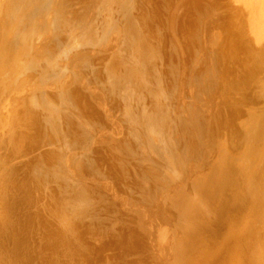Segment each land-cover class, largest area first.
<instances>
[{
  "label": "rangeland",
  "instance_id": "374dc122",
  "mask_svg": "<svg viewBox=\"0 0 264 264\" xmlns=\"http://www.w3.org/2000/svg\"><path fill=\"white\" fill-rule=\"evenodd\" d=\"M35 1L38 4L37 6H40L39 0ZM50 1L49 3H52L50 5H53L50 7H54L56 11L52 12L53 8H49V10L46 5H43L46 7L43 8L42 6V10L44 11H42L41 15L38 16L39 21L37 20L36 29L30 37L25 39L19 38V34L16 35L17 29L10 31L7 28H4L7 26L1 27L0 29V122L2 121L0 123V197L4 195V198H7L8 196V200H6L7 203L3 204L0 202V222L2 221L0 224V229L5 231V233H0V250L4 249L5 251L6 249V251H8H5L4 253L3 251H0V256L2 257H0V264H26L24 260H26L27 257L31 255L30 254L27 256V254L32 253L33 250L35 252L34 258L32 256L28 259L29 261L31 260V264H33L32 262H37L36 264H40L37 254L46 262V264L49 262L51 263L54 258L55 264L57 263V260L59 262L58 264H188L185 260V257H182L185 252H187L184 254L186 256L187 254H190V256H193V258L197 256L200 257V254H204L205 246L211 244L210 242L214 244L217 241L224 242L223 238L226 237L227 234H233L240 230V227L242 226L241 223H243V217L241 219L238 218V222L236 219L237 217L243 215L242 210L246 208H243L241 213L239 212L241 215L239 213H236L235 215L233 214L234 216L231 215L233 218L236 215L238 216L234 219H231V221L229 220L228 223L226 222L227 224L224 223V227H222L221 223H219L222 227L221 228L219 224L217 225V222L219 221L217 220V216H219V214H217L218 212L216 211L217 208L219 210L221 203L218 205L219 200H217V204L211 201H204V196L202 195L203 193L198 192L196 187L202 186L203 188L200 190L207 193V190L212 189L214 187L213 185L216 183V180H214L216 179L215 175L213 176V171H215L214 166H217L218 163L221 164V162L226 166L227 160H224V158H226L227 155L231 156L232 154L237 153L245 157H253L254 152L258 148V144L256 142L252 141L251 144H249L250 139H244L243 137L245 128L250 125L251 122L254 126L258 123L264 125V40H257V33L249 30L248 11L241 4L233 2L232 0H128V2L127 0H122V5L117 4L120 0H108L109 2L107 0ZM112 1H114L115 4L112 3ZM226 2L229 3V6H231L230 8L226 7ZM123 4L126 8L123 6ZM214 11H224L226 14L230 12L237 17L236 24L238 25L235 27V29L238 31L241 37L240 39L234 37L235 39L233 38L232 41L239 44V41L242 39V41L247 46V49L250 51L249 52L245 49H241V46L239 48H235L233 59L231 63H229L230 71L227 72L223 68L219 69L216 72V76L211 73L209 74L208 72L211 62L207 63L206 61L201 60V56L203 55H201V52L203 51L204 53V50L201 51L200 46V39L205 45H207L209 40H212L210 36L212 35L211 30H213V33L218 31L215 30L214 24H212ZM220 15L223 14H218L215 17ZM58 16L60 20L58 19ZM210 17H212V19ZM43 18L46 19L44 20ZM40 20H43L44 23L45 21L49 23L44 24L43 21L41 22ZM66 22L67 24L65 25L64 23ZM85 22L87 23L86 25ZM49 24H52V28H50ZM106 24L108 26H106ZM231 24H229L228 27H230ZM44 25L46 26L43 27ZM48 27L50 30H47L49 29ZM55 27H58L59 29H56ZM103 27L114 31L109 32V34V29H106L105 32ZM42 30L43 32H41ZM93 30L99 31L96 33L93 32ZM241 30L242 32H240ZM51 31L52 34L54 33L53 35L51 34ZM84 31H87L86 33L88 36L87 34H83L85 33ZM135 32H137V34ZM9 33H11L12 36H9ZM81 34H83L84 37ZM217 35H219L218 32ZM8 36L12 37V39ZM143 36L144 38H142ZM33 37H36V39L34 40ZM45 37L46 39L48 38V40L45 41ZM77 37L79 39H77ZM81 39H83V41ZM218 39L223 41L222 39H224V36H216L213 41H217ZM10 40L16 44V46L14 45L15 47H13L14 53L12 54L14 55V59L12 58L11 60H5V58L2 56V51L4 48L6 49V47H8L9 43L12 45ZM102 40L104 41L102 42ZM18 41L20 44H18ZM7 42L8 44H4ZM137 42L140 44L138 43L136 45ZM63 43H66V46ZM150 43L151 45L149 46ZM36 44H39V47ZM62 44L64 47H66L65 49L68 50L63 49ZM210 44L211 43H209V45ZM69 45H71V47L73 46L72 49L70 48V51ZM35 46L36 48L34 50ZM90 46L93 47L90 48ZM16 47L18 50L15 49ZM40 48L43 50H39ZM47 48L50 49L49 52H47ZM61 48L63 50H61ZM149 48L154 50L152 51ZM44 49L47 50L45 51ZM136 49H139L138 52L141 54L143 52V56L138 54ZM208 49H210V46L207 47V50ZM58 51L61 55L58 53L59 56L56 57L58 55ZM63 51L64 53L67 51V54L63 53L64 55H62L61 52ZM89 52H91V54H89ZM159 52L161 55L158 54ZM149 53L151 54L149 55ZM155 53H157V55ZM54 54L57 55L54 57ZM37 56L39 57L37 58ZM47 56L49 59L53 58V60H48ZM152 56L153 58H151ZM154 56L155 58L156 56H160L158 57L159 60L157 58L155 59ZM141 57L143 59H141ZM205 57L207 60V56ZM146 58L149 59L148 61L150 63L145 61ZM225 58V56H222L221 62H224ZM82 59L84 61L86 60V63H83ZM151 59L157 60L154 62L155 65L152 63L151 66V62L153 61ZM247 60H252L251 62L256 67L257 71V73H255L254 76L248 81L247 68L245 66V62H247ZM81 61L83 64L81 63L80 65ZM136 61H138V64L135 63ZM251 62L250 64H252ZM42 63L44 67L41 68ZM75 63L76 65H74ZM146 63L148 64L146 65ZM77 65L81 67L79 68ZM159 65L162 69L159 68ZM54 66H57V69L58 67L59 69L61 68V74L58 72L59 69L57 70ZM71 67L76 69H72ZM152 67L155 68V70H153ZM90 68L92 69L90 70ZM149 68H152V70ZM72 71L74 74L71 73ZM145 72L148 74V76ZM134 73H136L135 76L132 75ZM181 74H183L184 77H182ZM14 75L16 76L14 77ZM153 75H156V77ZM179 75H181V77ZM157 76L160 78L159 80ZM233 76L236 78H233ZM107 77L109 79H107ZM214 77H217L221 83L225 82L224 84L230 85L232 90H230V92L224 96H221L220 92L214 90L210 91L211 88H209L208 81L210 78L213 80ZM17 78L19 81H17ZM95 78L97 80H95ZM129 79L132 80L133 83L130 82ZM100 80L101 82L99 83ZM120 81H127L130 83H126L128 85L127 86L123 82L124 86H126L124 87L121 85ZM154 81L157 83V85ZM113 82L116 84L113 85L114 87L110 85L113 84ZM59 85L62 88H59ZM147 85L149 89L152 86L154 87L152 88L155 89L156 85L158 88H156L157 90L155 89L154 91H156L157 94L155 92H153L154 94H151L153 89L151 88L150 91L146 87ZM149 85L151 87H149ZM117 86L120 89H117ZM132 86H134V89H132ZM86 87L88 89H85ZM162 87L165 89L168 88L169 90L163 89L162 92H158ZM123 90L135 91H131V94H128V96L126 91L124 92ZM147 90H149V92ZM123 92L128 97L121 95ZM136 92L137 96H134L133 94ZM163 92L164 94H162ZM150 94L152 95V99ZM132 95L135 98L137 97L136 99H139L137 100V103L133 101L136 99L133 98ZM153 96L155 98L157 96V98L153 99ZM145 97L147 100L146 103ZM103 98L106 103L102 100ZM38 99V103H40L35 104ZM67 100H69V105ZM126 100H128L127 103H125ZM150 100L152 102H149ZM155 100L158 101L155 103L157 105L154 104ZM142 101H144L143 104H141ZM123 102L125 103L124 108ZM212 102H214V104ZM148 103L149 105L150 103L152 105L149 106ZM51 106H54L52 107L53 109ZM156 106L161 109H159L160 111H162V109L163 111L158 112ZM30 107L35 109V112L31 115L34 118L28 117L29 112H32ZM107 107L109 109H107ZM42 108L45 110L44 113L41 110ZM50 108L52 110H49ZM127 108H129V110H126ZM134 108L137 111H135ZM62 109H65V113H62V111H64ZM39 110L41 111L39 112ZM106 110H109L108 112L110 113H108ZM139 110L143 111L144 113L138 112ZM47 111L49 112V115H47L49 117L52 114L50 112L53 111L55 113L54 118H57H53L55 121H61L63 119L61 123L59 122L60 124H56V122H53L52 119V121L49 122L50 125H48L49 123L47 124L45 121L49 118H46L47 116H45V119H43L44 116H42L43 114L45 115ZM103 111L107 112L108 116H106L107 114ZM58 113L60 115H58ZM132 113L136 116H132ZM145 113L147 115L155 114V120L159 117L161 118H159L160 121H162L161 127L164 126L161 133L163 135L162 139H160L162 135L160 137L157 135L159 138L158 140L155 134H153L155 135L154 137L151 132H148L149 130L147 128H150V124L148 121V124H146L145 120H142L143 118L141 115ZM122 114L124 117H122ZM137 114L139 117H137ZM81 115L82 117H79ZM176 115L178 120L175 119ZM161 116H163V118ZM78 117L86 118V122L88 123L79 124ZM29 118L33 119L32 122L34 124L31 123L32 119L30 120ZM130 118L133 120H130ZM112 119L113 121L115 119L117 122L115 121L113 123ZM212 119L221 121L224 124L223 129L219 134L220 136H214V133L211 134L212 130L210 129V124H212ZM80 120L82 121L84 119ZM160 121L158 122L159 124L161 123ZM135 122H139V124L136 125ZM227 122H229L228 125ZM115 123H121V125H116ZM133 123H135L134 125L136 126H134ZM114 124L116 127H113ZM52 125L54 128H52ZM176 125L180 126L178 127ZM145 126H147V128ZM135 127L138 129H135ZM140 127L141 129H139ZM54 129L56 131H54ZM117 129L120 130V132H117ZM177 129L179 130L177 131ZM135 130L138 131L135 132ZM262 130L264 131V129ZM133 133H136L137 135L134 134V137ZM149 134L152 135V139L154 138V147L149 146L148 142H150L149 139H151ZM144 136L147 137V139ZM179 140L180 142H177ZM134 141L138 142L133 143ZM167 143H169L174 150H171V147L166 146L168 145ZM135 145L137 146L135 147ZM210 145L213 146L211 147ZM247 145H249V147ZM149 149L154 155L150 154ZM131 152L134 153L132 154ZM173 153L175 156L172 159L175 160V158H178L179 160H176L177 163L175 162L174 167L172 164L167 162V157L169 154L172 155ZM163 155L166 158H164ZM84 158H86V160ZM91 158H94L97 162H94V160L92 161ZM44 160L47 162L46 164L43 163ZM87 161L90 163H87ZM194 165H196V167H194ZM46 172L49 174V179L44 177ZM52 177L56 178H53L52 180ZM240 180L241 179H239V181ZM145 181L146 183H144ZM198 182L200 184L196 185ZM81 184L84 186V188L86 187L83 191L84 194H86L85 197L90 198V202L88 199L87 203H85L83 200H79L83 197H78L77 195L75 197L73 195L75 193L74 189L80 190ZM60 192H64V196H66L68 199L73 197L76 202L78 200L80 201H78L79 203L84 202L85 206L81 204V208H85L87 210L86 212H84L85 209L83 211L80 210V214H78L80 217L76 215L77 219H73L74 228H80V230L83 232L80 235L82 237V241L80 242L84 244L83 247L73 246V254L68 252L69 249L66 250L62 247L65 244L64 242L67 240L65 232L60 231V228L57 225L54 226L53 230L48 228L49 226H52V224H50L52 223V215L49 214L51 213L50 209L47 211L46 207L48 208V206L51 205H48L50 203L49 200L53 198L55 194ZM237 192L238 189L230 190V195H237ZM120 194H122V196ZM226 194L229 195L228 193ZM111 196L113 198H111ZM185 197L188 199L187 209L191 208V206L196 202L200 205L201 212L204 213L202 217H198L197 223H194L195 220L192 219V231L191 228L187 229L186 223H188V221H182L180 216H178L181 212L179 209L180 207H174L175 204L178 205L177 199L182 201ZM236 198L238 199L239 197ZM1 199L2 197L0 198V201ZM237 199L235 201L238 202ZM91 201H93V203ZM150 201L151 203H149ZM172 203H174V205ZM87 206H90V208ZM46 215L50 216L47 217ZM88 216L90 219H87ZM233 221L235 224L231 223ZM79 222L83 224L80 225ZM37 223L38 227L39 224L41 225L39 229L37 228ZM64 223H66V221H64ZM85 223H87V225L84 228ZM230 223L232 225H228ZM183 224L185 228L183 227ZM89 226L90 229H88ZM235 226H237V229ZM206 227L208 228L206 229ZM218 228H220L221 232L217 231ZM82 229H84V231ZM224 229L226 230L224 231ZM37 230L40 231L39 234L37 233ZM229 230H231L230 233ZM165 232L168 235L165 234ZM80 233L81 232H79V234ZM8 234L10 235V238L8 237ZM18 235L19 238H17ZM40 235L42 236L43 240ZM160 235L164 238H159ZM258 235L260 237V234H257V236ZM30 236L31 238L33 237V241L31 240ZM48 237L50 239L54 238V240L52 239V242L55 243V248H48L46 246L48 243L47 241L49 240ZM38 238L41 239V242ZM45 240L47 241L45 242ZM178 240L180 242H178ZM96 241L97 243H95ZM6 243H8V245ZM187 243L189 245L185 246ZM19 244L20 248L18 246ZM67 244L68 246L71 245L70 247L73 245L72 243H66L65 246H67ZM237 244L236 242H231L230 245L226 247V250L229 251L230 255L229 263L253 264L252 260L250 259V251L248 249H245V251L244 248L240 246L241 243L239 245ZM183 245L185 247H183ZM44 246L46 248H44ZM85 247H87V249ZM83 248L85 250H83ZM92 249L95 250L93 251ZM38 250L39 252H36ZM61 250L63 253L60 252ZM84 251L85 254L83 253ZM11 253H18V255L16 254L17 256L13 257ZM20 253L23 254L21 255ZM68 255L71 256L70 259H67L69 258ZM245 256L246 258L244 259ZM262 256H264V254ZM17 257L18 259H16ZM187 258L189 261L190 258L188 256ZM246 259H248V261ZM261 260L262 259H260V261ZM226 263L228 264V262H225V264ZM27 264H30V262H27ZM262 264H264L263 260Z\"/></svg>",
  "mask_w": 264,
  "mask_h": 264
},
{
  "label": "bare ground",
  "instance_id": "6f19581e",
  "mask_svg": "<svg viewBox=\"0 0 264 264\" xmlns=\"http://www.w3.org/2000/svg\"><path fill=\"white\" fill-rule=\"evenodd\" d=\"M49 1L50 0H39V5L40 6H37L38 4L36 3V1L35 0H0V29H1V27H4V26H7V27H4V28H7L8 30H10V31H14V30H16L17 29V32H16V35H18L19 34V38H23V39H25V38H27V37H30L32 34H33V32L35 31V29H36V26H37V20L39 21V15H41V13H42V11H44V10H42V6L43 5H46L47 7H48V9L49 8H51L50 6H53V5H50V4H52V3H49ZM97 1V0H96ZM108 1V0H107ZM110 1V0H109ZM108 1V2H109ZM116 1V0H115ZM119 1V0H118ZM121 1L122 0H120L119 1V3H117V4H121ZM184 1V0H183ZM187 1V0H186ZM231 1V0H230ZM233 2H236V3H239V4H241L247 11H248V24H249V30H251V31H254L255 33H257L256 34V38H257V40H264V0H232ZM50 2H52V1H50ZM60 2V1H59ZM106 2V1H105ZM125 2V1H124ZM127 2H128V0H127ZM225 2V1H224ZM112 3H114V1H112ZM130 3V2H129ZM187 3V2H186ZM185 3V4H186ZM108 4H110V3H108ZM115 4V3H114ZM149 4V3H148ZM214 4H216V3H214ZM55 5V4H54ZM122 5V4H121ZM120 5V6H121ZM46 6H43V8L44 7H46ZM55 6H57V5H55ZM102 6V5H101ZM123 6H124V4H123ZM184 6V5H183ZM60 7V6H59ZM68 7V6H67ZM91 7V6H90ZM125 7V6H124ZM123 7V8H124ZM226 7L227 8H230L231 6H229V3L228 2H226ZM53 9H54V7H52ZM51 8V9H52ZM57 8V7H56ZM126 8V7H125ZM52 9V12L53 11H56V9H54L53 10ZM58 9V8H57ZM86 9V8H85ZM50 10V9H49ZM83 10V9H82ZM94 11V10H93ZM127 11V10H126ZM1 13H2V17H1ZM214 14H213V21H212V24H214V28H215V30H218V31H216V32H214L213 33V30H211V33H212V35H210L211 36V41L209 40V43H211L210 45H209V43L207 44L208 46H210V49H208L207 50V45H205L204 44V42H202L201 41V39H200V46H201V51L202 50H204V53H203V51L201 52V57H202V61H206L207 63H209V62H211L210 63V67H209V70H208V72H209V74L211 73V74H213V75H215L216 76V72L219 70V69H224L225 71H230V68H229V63H231V61H232V59H233V54H234V51H235V48H239L240 46H241V49H245V50H247V51H249L248 49H247V46L245 45V43L242 41V39L239 41V44H237V43H235V42H233L232 41V39L234 38V37H237V38H239L240 39V34L238 33V31L235 29V27L238 25V24H236V21H237V17L234 15V14H231L230 12H228L229 13V15H228V13L226 14V13H224V11H214L213 12ZM218 14H223V15H220V16H218V17H215V16H217ZM177 15V14H176ZM237 15V14H236ZM90 16V15H89ZM238 16V15H237ZM38 17V18H37ZM57 17V16H56ZM96 17V16H95ZM200 17V16H199ZM46 18H48V17H46ZM45 18V19H46ZM97 18V17H96ZM211 19H212V17H210ZM41 19V18H40ZM44 19V18H43ZM44 19V20H45ZM58 19H59V16H58ZM111 19H113V18H111ZM60 20V19H59ZM88 20V19H87ZM247 20V19H246ZM41 21V20H40ZM43 21V20H42ZM41 21V22H42ZM63 21V20H62ZM73 21V20H72ZM94 22H96L95 20H93ZM86 22H88V21H86ZM85 22V25L87 24ZM205 22V21H204ZM241 22V21H240ZM43 23H44V21H43ZM45 23H47L46 21H45ZM44 23V24H45ZM49 23V22H48ZM47 23V24H48ZM59 23H60V21H59ZM63 23V22H62ZM69 23V22H68ZM99 23V22H98ZM232 23V24H231ZM243 23V22H242ZM245 23H246V21H245ZM46 24V25H47ZM55 24V23H54ZM65 25L67 24V22L66 23H64ZM82 24V23H81ZM108 24V23H107ZM106 24V26H108ZM110 24V23H109ZM173 24V23H172ZM229 24H231V26L230 27H228V25ZM46 25H44L43 27H45ZM64 25V26H65ZM73 25V24H72ZM71 25V26H72ZM49 26H50V28H52V24H49ZM56 26V25H55ZM63 26V27H64ZM99 26V25H98ZM97 26V27H98ZM101 26V25H100ZM105 26V27H106ZM113 26V25H112ZM112 26H111V28H112ZM114 27V26H113ZM140 27V26H139ZM40 28V27H39ZM49 28V27H48ZM50 28L49 29H47V30H50ZM56 28V27H55ZM55 28H54V30H55ZM58 28V27H57ZM56 28V29H57ZM59 28H60V26H59ZM58 28V29H59ZM65 28V27H64ZM73 28V27H72ZM109 28H110V25H109ZM108 28V29H109ZM134 28V27H133ZM41 29H43V28H41ZM95 29H97V28H95ZM103 29L105 30V32H106V29L107 28H104L103 27ZM107 29V30H108ZM113 29V28H112ZM7 30V31H8ZM46 30V31H47ZM53 30V31H54ZM73 30V29H72ZM173 30V29H172ZM9 31V32H10ZM99 31V30H98ZM98 31H94L93 30V32H98ZM111 31H114V30H110L109 29V31H108V33L109 32H111ZM136 31V30H135ZM142 31V30H141ZM14 32V33H15ZM41 32H43V30L41 31ZM55 32V31H54ZM76 32V31H75ZM74 32V33H75ZM85 33H83V34H87L86 32L87 31H84ZM91 32V31H90ZM104 32V31H103ZM133 32V31H132ZM145 32V31H144ZM143 32V33H144ZM217 32L219 33V35H217ZM221 32V33H220ZM240 32H242V30L240 31ZM14 33H13V35H14ZM81 33V32H80ZM136 34H137V32H135ZM139 33V32H138ZM46 34V33H45ZM50 34V33H49ZM51 34H52V31H51ZM54 34V33H53ZM52 34V35H53ZM83 34H81L82 36H83ZM110 34V33H109ZM147 34V33H146ZM11 35V33H9V36ZM44 35V34H43ZM47 35V34H46ZM74 35V34H73ZM97 35V34H96ZM95 35V36H96ZM105 35V34H104ZM203 35H204V33H203ZM203 35H202V37H203ZM224 36V39H222L223 41H221V40H217V41H213L215 38H216V36ZM241 35H242V33H241ZM8 36V37H9ZM12 36V35H11ZM58 36V35H57ZM87 36H88V34H87ZM86 36V37H87ZM102 36H103V34H102ZM107 36V35H106ZM109 36V35H108ZM132 36V35H131ZM135 36V35H134ZM49 37H50V35H49ZM52 37V36H51ZM84 37V36H83ZM105 37V36H104ZM103 37V38H104ZM9 38H11L12 39V37H9ZM8 38V39H9ZM34 38V37H33ZM81 38V37H80ZM90 38V37H89ZM99 38V37H98ZM97 38V39H98ZM101 38V37H100ZM107 38V37H106ZM132 38V37H131ZM134 38V37H133ZM142 38H144V36L142 37ZM209 38V37H208ZM36 39V37L34 38V40ZM41 39V38H40ZM53 39H54V36H53ZM52 39V40H53ZM56 39V38H55ZM77 39H79L78 37H77ZM76 39V40H77ZM105 39V38H104ZM139 39V38H138ZM141 39V38H140ZM235 39V38H234ZM14 40V39H13ZM33 40V41H34ZM46 40H48V38L46 39V37H45V41ZM51 40V41H52ZM58 40V39H57ZM56 40V41H57ZM82 41H83V39H81ZM80 40V41H81ZM99 40V39H98ZM146 40H147V38H146ZM256 40V39H255ZM29 41V40H28ZM43 41V40H42ZM41 41V42H42ZM79 41V40H78ZM104 40H102V42H103ZM130 41V40H129ZM132 41V40H131ZM136 41V40H135ZM138 41V40H137ZM10 42H11V44L12 45H10V43H9V45H8V47H6V49L4 48V50L2 51L3 52V54H2V56L5 58V60H11L12 58L14 59V55H12L14 52H13V47H15L16 46V44L13 42V41H11L10 40ZM19 42V41H18ZM48 42H50V41H48ZM88 42V41H87ZM86 42V43H87ZM97 42H99V41H97ZM106 42V41H105ZM141 42V41H140ZM149 42V41H148ZM28 43V42H27ZM52 43V42H51ZM74 43V42H73ZM72 43V44H73ZM81 43H84V42H81ZM90 43V42H89ZM100 43H101V41H100ZM139 42H137L136 43V45L138 44ZM4 44H8V42L7 43H4ZM18 44H20V42L18 43ZM49 44V43H48ZM55 44H57V43H55ZM58 44H60V43H58ZM63 44H65V46H66V43H63ZM63 44H62V46H63ZM76 44V43H75ZM78 44V43H77ZM80 44V43H79ZM99 44V43H98ZM98 44H97V47H98ZM131 44H132V42H131ZM130 44V45H131ZM140 44V43H139ZM145 44H146V42H145ZM15 45V46H14ZM27 45H29V44H27ZM36 45H38V47H39V44H36ZM49 45H51V44H49ZM85 45H87V44H85ZM102 45V44H101ZM134 45V44H133ZM132 45V46H133ZM135 45V46H136ZM151 45V43L149 44V46ZM264 45V44H263ZM19 46H21V45H19ZM32 46V45H31ZM34 46V45H33ZM48 46V45H47ZM62 46H60V47H62ZM1 47V46H0ZM17 47H18V45H17ZM17 47L15 48L16 50H18L17 49ZM38 47H37V49H38ZM42 47H43V44H42ZM57 47V46H56ZM59 47V48H60ZM73 47V46H72ZM72 47H71V45H69V51H70V48L72 49ZM76 47V46H75ZM88 47H89V45H88ZM91 47H93V46H90V48ZM143 47V46H142ZM147 47V46H146ZM152 47V46H151ZM27 48H29V47H27ZM33 48V47H32ZM35 48H36V46L34 47V50H35ZM66 47H64L63 46V49H65ZM131 48V47H130ZM139 48V47H138ZM145 48V47H144ZM42 48H40L39 50H41ZM48 49V48H47ZM46 49V50H47ZM62 48H61V50H63ZM149 49H151V48H149ZM43 50V49H42ZM41 50V51H42ZM45 50V49H44ZM45 50V51H46ZM49 50L50 49H48L47 50V52H49ZM57 50H59V49H57ZM65 50H68V49H65ZM79 50V49H78ZM92 50V49H91ZM139 50V49H138ZM138 50L136 49V51L138 52ZM141 50V49H140ZM148 50V49H147ZM152 51L154 50V49H151ZM236 50H238V49H236ZM38 51V50H37ZM44 51V52H45ZM53 51V50H52ZM52 51H50V52H52ZM60 51V50H59ZM59 51L57 52V54L59 53ZM72 51V50H71ZM75 51H77V50H75ZM135 51V50H134ZM159 51V50H158ZM67 51H65V53H64V51L63 52H61L62 53V55H64V54H67L66 53ZM87 52V51H86ZM133 52V51H132ZM137 52H136V54H137ZM141 52V51H140ZM149 52V51H148ZM156 52V51H155ZM250 52V51H249ZM64 53V54H63ZM133 53H135V52H133ZM10 54H11V56H10ZM48 54H50V53H48ZM47 54V55H48ZM56 54V55H57ZM60 54V53H59ZM59 54L56 56L55 54H54V57L56 56V57H58L59 56ZM83 54V53H82ZM89 54H91V52H89ZM138 54H141V53H139L138 52ZM142 54H143V52H142ZM141 54V55H142ZM151 53H149V55H150ZM156 55H157V53H155ZM154 54V55H155ZM158 54H160V52L158 53ZM40 55V54H39ZM53 55V54H52ZM61 55V54H60ZM131 55V54H130ZM161 55V54H160ZM16 56V55H15ZM49 56V55H48ZM47 56V57H48ZM74 56V55H73ZM143 56V55H142ZM205 56H207V60H206V57ZM222 56H225L226 58H225V61L224 62H221V58H222ZM34 57V56H33ZM39 56H37V58H38ZM42 57V56H41ZM50 57V56H49ZM49 57H48V60H50V59H52L53 60V58H50L49 59ZM53 57V56H52ZM81 57V56H80ZM87 57V56H86ZM136 57V56H135ZM140 57V56H139ZM147 57V56H146ZM158 57H160V56H156V58L158 59ZM246 57V56H245ZM249 57V56H248ZM252 57V56H251ZM9 58V59H8ZM66 58V57H65ZM68 58V57H67ZM75 58V57H74ZM79 58V57H78ZM77 58V59H78ZM83 58V57H82ZM133 58H134V56H133ZM151 58H153V56L151 57ZM154 58H155V56H154ZM155 58V59H156ZM162 58V57H161ZM47 59V58H46ZM58 59H60V58H58ZM63 59V58H62ZM73 59V58H72ZM130 59V58H129ZM141 59H143L142 57H141ZM147 59V58H146ZM145 59V61H148L149 59H147L146 60ZM209 59H210V61H209ZM16 60V59H15ZM23 60V59H22ZM28 60V59H27ZM33 60V59H32ZM51 60V61H52ZM55 60V59H54ZM66 60V59H65ZM76 60V59H75ZM134 60V59H133ZM151 60H153L152 62H151V66H152V63H154L155 61H157V60H154V59H151ZM150 60V61H151ZM159 60V59H158ZM72 61H74V60H72ZM82 61H83V63L85 62L86 63V60L84 61L83 59H82ZM82 61L80 62V65H81V63H82ZM183 61V60H182ZM252 60H247V62H245V66H246V68H247V75H248V78H247V81L248 80H250L253 76H254V74L255 73H257V71H256V67L253 65V63L251 62ZM50 62V61H49ZM53 62V61H52ZM54 62H56V61H54ZM79 62V61H78ZM130 62H131V60H130ZM138 61H136L135 63L136 64H138L137 63ZM140 62V61H139ZM144 62V61H143ZM142 62V63H143ZM149 62V61H148ZM250 62L252 63V64H250ZM256 62V61H255ZM5 63V62H4ZM57 63H58V61H57ZM82 63V64H83ZM119 63V62H118ZM123 63V62H122ZM125 63V62H124ZM145 63V62H144ZM150 63V62H149ZM182 63H184V62H182ZM6 64V63H5ZM9 64V63H8ZM31 64V63H30ZM54 64V63H53ZM53 64H51V65H53ZM89 64V63H88ZM101 64V63H100ZM127 64H128V62H127ZM141 64V63H140ZM148 63H146V65H147ZM2 65V64H1ZM40 65V64H39ZM56 65V64H55ZM66 65V64H65ZM74 65H76V63L74 64ZM84 65H86V64H84ZM143 65V64H142ZM154 65H155V63H154ZM157 65V64H156ZM161 65V64H160ZM159 65V66H160ZM6 66H8V65H6ZM78 66V65H77ZM145 66V65H144ZM143 66V67H144ZM150 66V65H149ZM167 66V65H166ZM42 67H44L43 66V63H42V66H41V68ZM55 67V66H54ZM57 67V66H56ZM55 67V68H56ZM67 67H68V65H67ZM79 68L81 67V66H78ZM84 67V66H83ZM89 67V66H88ZM94 67H96V66H94ZM136 67H137V65H136ZM142 67V68H143ZM66 68V67H65ZM72 69H76V68H73V67H71ZM71 68H70V70H71ZM153 68V67H152ZM152 68L150 69V70H152ZM159 68H161V66L159 67ZM57 69V68H56ZM55 69V70H56ZM58 69H59V67H58ZM57 69V70H58ZM64 69V68H63ZM67 69V68H66ZM83 69V68H82ZM81 69V70H82ZM87 69V68H86ZM92 68H90V70H91ZM93 69H95V68H93ZM140 69H141V67H140ZM162 69V68H161ZM259 69H261V68H259ZM56 70V71H57ZM60 70H61V68L59 69V74H61V72H60ZM80 70V71H81ZM144 70V69H143ZM148 70V69H147ZM146 70V71H147ZM153 70H155V68H153ZM19 71V70H18ZM50 71V70H49ZM48 71V72H49ZM68 71V70H67ZM79 71V70H78ZM180 71V70H179ZM54 72V71H53ZM161 72V71H160ZM182 72V71H181ZM239 72H241V71H239ZM2 73V72H1ZM72 74H74V72L72 71L71 72ZM82 73V72H81ZM146 73V72H145ZM149 73V72H148ZM14 74V73H13ZM78 74V73H77ZM150 74H153V73H150ZM162 74V73H161ZM9 75V74H8ZM58 75V74H57ZM63 75V74H62ZM133 76H135L136 75V73H134V74H132ZM146 75L148 76V74L146 73ZM158 75H159V73H158ZM182 75V77H184L183 76V74H181ZM181 75H179L180 77H181ZM219 75V74H218ZM2 76V75H1ZM16 75H14V77H15ZM53 76H54V74H53ZM55 76H56V74H55ZM58 76H60V75H58ZM73 76H75V75H73ZM146 76V77H147ZM153 76H155L156 77V75H153ZM163 76V75H162ZM220 76V75H219ZM75 77H78V76H75ZM74 77V78H75ZM105 77V76H104ZM115 77V76H114ZM151 77V76H150ZM154 77V78H155ZM159 77H160V75H159ZM158 76H157V78H158V80L160 79ZM164 77V76H163ZM178 77V76H177ZM237 77H238V75H237ZM242 77V76H241ZM240 77V78H241ZM19 78V77H18ZM18 78H17V81H19L18 80ZM103 78V77H102ZM110 78H112V77H110ZM152 78V77H151ZM150 78V79H151ZM157 78H156V80H157ZM165 78V77H164ZM174 78V77H173ZM205 78V77H204ZM233 78H236V77H234L233 76ZM0 79H1V77H0ZM63 79V78H62ZM107 79H109L108 77H107ZM106 79V80H107ZM178 79H180V78H178ZM50 80V79H49ZM77 80H78V78H77ZM82 80V79H81ZM95 80H97L96 78H95ZM130 80V79H129ZM133 80H134V78H133ZM152 80V79H151ZM150 80V81H151ZM165 80V79H164ZM164 80H163V82H164ZM169 80V79H168ZM224 80V79H223ZM11 81H12V79H11ZM57 81V80H56ZM79 81V80H78ZM94 81V80H93ZM113 81V80H112ZM128 81V80H127ZM127 81H123L125 84L126 83H130V82H132V80H130V82H127ZM149 81V80H148ZM153 81V80H152ZM181 81V80H180ZM180 81H179V83H180ZM246 81V82H247ZM13 82H14V80H13ZM58 82H59V80H58ZM75 82V81H74ZM101 82V80L99 81V83ZM109 82V81H108ZM121 82V81H120ZM123 82H121V85H123L124 86V83ZM155 82V81H154ZM60 83V82H59ZM76 83V82H75ZM89 83V82H88ZM95 83V82H94ZM123 83V84H122ZM133 83V82H132ZM156 83V82H155ZM161 83H162V81H161ZM161 83H159V84H161ZM225 83V82H224ZM224 83H221V81L220 80H218V78L217 77H214L213 78V80H212V78H210L209 79V81H208V84H209V88H211V90L210 91H212V90H214V91H217V92H220V94H221V96L223 95H226L228 92H230V90H232V87L230 86V85H228V84H224ZM109 84V83H108ZM115 83L113 82V84H110L111 86H113ZM118 84H120V83H118ZM203 84V83H202ZM245 84V83H244ZM86 85V84H85ZM95 85V84H94ZM96 85H98V84H96ZM100 85H102V84H100ZM110 85H107V86H110ZM116 85V84H115ZM127 85V84H126ZM152 85V84H151ZM156 85H157V83H156ZM155 85V87L156 88H158L157 86ZM186 85H188V84H186ZM194 85V84H193ZM201 85V84H200ZM199 85V86H200ZM60 86V85H59ZM82 86V85H81ZM89 86V85H88ZM119 86V85H118ZM117 86V89L120 87H118ZM128 86V85H127ZM153 86H154V84H153ZM152 86V87H153ZM85 87V86H84ZM105 87V86H104ZM114 87V86H113ZM124 87H126V86H124ZM147 88H148V85L146 86ZM149 87H151L150 85H149ZM151 87V88H152ZM172 87V86H171ZM171 87H170V90H171ZM183 87V86H182ZM59 88H62L61 86L59 87ZM67 88V87H66ZM83 88V87H82ZM116 88V87H115ZM123 88V87H122ZM145 88V87H144ZM151 88L149 89L150 91H151ZM154 88V87H153ZM152 88V89H153ZM155 88V89H156ZM194 88V87H193ZM197 88V87H196ZM85 89H88L87 87L85 88ZM120 89V88H119ZM127 89H130V88H127ZM132 89H134V86H132ZM155 89H153L152 90V92H151V94H154L153 92H155L156 94H157V92L156 91H154ZM161 90L160 91H158V92H162L163 91V89L164 90H167V89H165V88H160ZM78 90V89H77ZM144 90V89H143ZM146 90V89H145ZM149 90H147L148 92H149ZM157 90V89H156ZM169 90V89H168ZM244 90V89H243ZM87 91H89V90H87ZM86 91V92H87ZM124 92L126 91V94L128 95V94H131V91H135V90H123ZM181 91H183V90H181ZM79 92V91H78ZM121 93V95H125V93ZM147 92V93H148ZM234 92V91H233ZM249 92V91H248ZM76 93V92H75ZM167 93V92H166ZM59 94V93H58ZM150 94V95H151ZM162 94H164V92L162 93ZM263 94H264V84H263ZM60 95V94H59ZM58 95V96H59ZM69 95V94H68ZM127 95H125V96H127ZM134 96L136 95L137 96V92L135 93V94H133ZM133 95H132V97H133ZM166 95V94H165ZM164 95V96H165ZM202 95V94H201ZM67 96V95H66ZM129 96V95H128ZM127 96V97H128ZM131 96V95H130ZM140 96V95H139ZM138 96V97H139ZM163 96V95H162ZM78 97V96H77ZM84 97V96H83ZM90 97V96H89ZM100 97V96H99ZM126 97V98H127ZM142 97V96H141ZM140 97V98H141ZM154 97V96H153ZM159 97V96H158ZM67 98V97H66ZM133 98H135V97H133ZM137 98V97H136ZM135 98V99H136ZM147 98H148V96H147ZM156 98H157V96H156ZM155 97L153 98V99H156ZM193 98V97H192ZM199 98H201V97H199ZM217 98V97H216ZM246 98V97H245ZM101 99V98H100ZM129 99V98H128ZM151 99H152V95H151ZM197 99V98H196ZM261 99V98H260ZM36 100V99H35ZM103 101H104V98L102 99ZM129 100H131V99H129ZM137 100H139V99H136V100H133V101H135V103H137ZM142 100V99H141ZM144 100V99H143ZM219 100V99H218ZM38 101H39V99L37 100V102L35 103V104H37L38 103ZM69 100H67V102H68ZM72 101V100H71ZM80 101V100H79ZM101 101V100H100ZM102 101V102H103ZM146 97H145V103H146ZM157 100H155V102H154V104L155 103H157L156 102ZM178 101V100H177ZM105 102V101H104ZM128 102V100H126L125 101V103H127ZM131 102V101H130ZM143 102L144 101H142L141 102V104H143ZM149 102H152L151 100L149 101ZM164 102V101H163ZM207 102V101H206ZM40 103V102H39ZM38 103V104H39ZM71 103H73V102H71ZM96 103V102H95ZM97 103H98V101H97ZM106 103V102H105ZM108 103V102H107ZM125 103L123 102V108H124V106H125ZM133 103V102H132ZM213 104H214V102H212ZM216 103V102H215ZM70 103L68 102V105H69ZM103 104V103H102ZM130 104V103H129ZM163 104V103H162ZM162 104H160V105H162ZM191 104V103H190ZM92 105V104H91ZM97 105V104H96ZM113 105V104H112ZM133 105V104H132ZM135 105H138V104H135ZM148 105H149V103H148ZM152 104L150 103V105L149 106H151ZM155 105H157V104H155ZM26 106V105H25ZM56 106V105H55ZM101 106H103V105H101ZM105 106V105H104ZM131 106V105H130ZM148 106V107H149ZM164 106V105H163ZM213 106V105H212ZM41 107H42V105H41ZM45 107H47V106H45ZM52 107H54V106H51V108ZM100 107V106H99ZM122 107V106H121ZM129 107V106H128ZM137 107V106H136ZM157 107V106H156ZM158 107H159V105H158ZM157 107V109H158V112H162L163 111V109H162V111H160L161 109L160 108H158ZM191 107V106H190ZM4 108V107H3ZM2 108V109H3ZM31 108V107H30ZM44 108V107H43ZM41 109L42 111H43V113L45 112V110L44 109ZM49 109V110H52V109ZM57 108V107H56ZM66 108V107H65ZM79 108H81V107H79ZM106 108V107H105ZM110 108H111V106H110ZM147 108V107H146ZM150 108V107H149ZM148 108V109H149ZM215 108V107H214ZM1 109V110H2ZM32 109V112H29V116L28 117H32V118H34L33 116H31L34 112H35V109L34 108H31ZM81 109H83V108H81ZM80 109V110H81ZM102 109V108H101ZM107 109H109L108 107H107ZM156 109V110H157ZM160 109V110H159ZM166 109V108H165ZM164 109V110H165ZM196 109V108H195ZM24 110V109H23ZM41 110H39V112L41 111ZM56 110V109H55ZM60 110H61V108H60ZM62 110H64V111H62V113H65V109H62ZM89 110V109H88ZM87 110V111H88ZM98 110V109H97ZM126 110H129V108H127ZM126 110H124V111H126ZM134 110H135V108H134ZM141 110V109H140ZM138 111V112H140V113H142L143 111ZM144 110V109H143ZM153 110H154V108H153ZM193 110V109H192ZM203 110V109H202ZM211 110L213 111V109L211 108ZM57 111V110H56ZM100 111H102V110H100ZM107 112L109 111V110H106ZM111 111V110H110ZM135 111H137V110H135ZM145 111H146V109H145ZM152 111V110H151ZM166 111H167V109H166ZM37 112V111H36ZM58 112V111H57ZM73 112V111H72ZM93 112V111H92ZM104 113H106L107 114V112H105V111H103ZM150 112V111H149ZM42 113V112H41ZM49 112L47 111L46 113H45V115L43 114L42 116H44V118L43 119H45V116H47V115H49L48 114ZM50 113H52L51 114V116L49 117V116H47L46 118H49V119H47L45 122L48 124L50 121H52V119L54 118V112L52 111V112H50ZM80 113V112H79ZM82 113V112H81ZM87 113V112H86ZM103 113V114H104ZM108 113H110V112H108ZM144 113V112H143ZM155 113V112H154ZM157 113V112H156ZM167 113V112H166ZM193 113V112H192ZM198 113V112H197ZM72 114V113H71ZM71 114H69V115H71ZM91 114V113H90ZM116 114H118V113H116ZM124 114V113H123ZM123 114H122V117H124L123 116ZM133 114V113H132ZM175 114V113H174ZM173 114V115H174ZM202 114V113H201ZM36 115V114H35ZM40 115V114H39ZM58 115H60L59 113H58ZM63 115V114H62ZM82 115H83V113H82ZM82 115L81 116H79V117H82ZM105 115V114H104ZM125 115H126V113H125ZM129 115V114H128ZM142 115V120H145V122H146V124H150L149 126H150V128L148 127L147 128V126H145L149 131L148 132H151L152 133V135L153 134H155L156 135V137H157V135L160 137L162 134V128H164V126L163 127H161V124H162V121H160V117L159 116H157V117H159L158 119H156L155 120V118L156 117H154V115L155 114H141ZM200 115V114H199ZM65 116V115H64ZM73 116H75V115H73ZM78 116V115H77ZM85 116V115H84ZM100 116V115H99ZM106 116H108V114L106 115ZM105 116V117H106ZM116 116V115H115ZM114 116V117H115ZM132 116H136V115H132ZM131 116V117H132ZM169 116V115H168ZM195 116V115H194ZM78 117V120H79V124L81 123V124H85V123H88V122H86V118H79ZM137 117H139V115L137 114ZM162 118H163V116H161ZM174 117V116H173ZM182 117V116H181ZM191 117H193V116H191ZM197 117V116H196ZM32 118H29L30 120L32 119ZM61 118V117H60ZM72 118V117H71ZM170 118V117H169ZM54 119H57V118H54ZM53 119V122H56V124L57 123H61V121L63 120H61V121H58V120H54ZM69 119H70V116H69ZM68 119V120H69ZM80 119H84L85 120V122H84V120H82L83 121V123H82V121L80 120ZM106 119V118H105ZM133 119H134V117H133ZM133 119H131L130 118V120H133ZM175 119L176 120H178L177 119V115H176V117H175ZM262 119V118H261ZM42 120V119H41ZM67 120V119H66ZM65 120V121H66ZM174 120V119H173ZM209 120V119H208ZM233 120V119H232ZM33 121V119L31 120V123H33L32 122ZM36 121V120H35ZM43 121V122H44ZM58 121V122H57ZM81 121V122H80ZM89 121V120H88ZM97 121V120H96ZM112 121H113V119H112ZM116 120L114 119V121H113V123L115 122ZM147 121H148V123H147ZM161 122L160 124L158 123V122ZM211 121V120H210ZM2 122V121H1ZM0 122V123H1ZM37 122V121H36ZM105 122V121H104ZM117 122V121H116ZM141 122V121H140ZM164 122V121H163ZM181 122V121H180ZM42 123V122H41ZM59 123V124H60ZM67 123V122H66ZM92 123V122H91ZM106 123H107V121H106ZM136 123V125L137 124H139V122L137 123V122H135ZM135 123H133V125L135 124ZM169 123V122H168ZM172 123V122H171ZM183 123V122H182ZM4 124V123H3ZM34 124V123H33ZM37 124V123H36ZM35 124V125H36ZM39 124V123H38ZM64 124V123H63ZM104 124V123H103ZM116 124V123H115ZM114 124V125H115ZM117 124H119V123H117ZM116 124V125H117ZM173 124V123H172ZM171 124V125H172ZM192 124V123H191ZM203 124V123H202ZM229 124V122H227V125ZM44 125V124H43ZM48 125H50V123L48 124ZM54 125V124H53ZM53 125H52V128H54L53 127ZM78 125V124H77ZM113 125V127H116V125L114 126ZM119 125H121V123L119 124ZM119 125H118V127H119ZM132 125V124H131ZM136 125H134V126H136ZM142 125V124H141ZM169 125V124H168ZM208 125V124H207ZM223 123L221 122V121H216L215 119H212V124H210V129L212 130V132H211V134L212 133H214V136H220L219 134L221 133V130L223 129ZM40 126V125H39ZM139 126V125H138ZM176 126H178V125H176ZM180 126V125H179ZM178 126V127H179ZM56 127V126H55ZM58 127H59V125H58ZM117 127V128H118ZM142 127H144V126H142ZM161 127V128H160ZM51 128V129H52ZM60 128H61V126H60ZM103 128H104V126H103ZM128 128H129V126H128ZM137 127H135V129H136ZM198 128V127H197ZM39 129V128H38ZM131 129V128H130ZM138 129V128H137ZM139 129H141V127L139 128ZM167 129V128H166ZM262 129H264V125L263 124H256L255 126L253 125V123L251 122L250 123V125H248L246 128H245V130H244V133H243V137H244V139H250V142H249V144H251V142L253 141V142H256L257 144H258V148H257V150L254 152V154H253V157H245V156H243V155H241V154H232L231 156L230 155H227V157L226 158H224V160L226 159L227 161H226V166L221 162V164L220 163H218L217 164V166H214V169H215V171H213V176L215 175V178L216 179H214V180H216L215 182V184L213 185L214 187L212 188V189H209V190H207V188H206V190H207V193L206 192H202L200 189H202L203 187L201 186V187H196V189L198 190V192H200V193H203L202 195L204 196V201H206V202H209V201H211V202H214V203H216L217 204V200H219V203H218V205L220 204V208H219V210H218V208H217V214H219V216H217V215H215V216H217L218 217V219L217 220H219L218 222H217V225L219 224V223H221V226L222 227H224V223H228V221L230 220L231 221V219H234V218H236L238 215H236L234 218L233 217H231V215H235L236 213L238 214L239 212L241 213V210L243 209V208H246V209H244V210H242V216H240V217H237V222H238V218H242L243 217V223H241L242 224V226L240 227L241 229L240 230H238L237 232H235V233H231V234H227V236L226 237H222L223 238V240H224V242H221V241H215L216 243L214 244V243H212V242H210L211 244H208L207 246H205V251H204V254H200V257L199 256H197V257H195V258H193V256H190V254H187V256L190 258V262L188 261V258H187V256L186 255H184V254H186L187 252H185L184 254H183V258L185 257V260H186V262L188 263V264H225V262H228V264H230L229 263V251H227L226 250V247L228 246V245H230V243L231 242H236V244L237 243H241V247L242 248H244V250L245 249H248L250 252H249V254H250V259L252 260V262H253V264H262V260H263V263H264V256H262L263 254H264V135H263V133H264V131L262 130ZM68 130V129H67ZM75 130V129H74ZM118 130V129H117ZM117 130H115V131H117ZM129 130V129H128ZM133 130H134V127H133ZM143 130V129H142ZM164 130V129H163ZM171 130H172V128H171ZM170 130V131H171ZM179 129H177V131H178ZM54 131H56L55 129H54ZM121 131H122V129H121ZM138 131V130H137ZM136 130H135V132H137ZM147 131V130H146ZM167 131H168V129H167ZM169 131V132H170ZM117 132H120V130H118ZM126 132V131H125ZM124 132V133H125ZM128 132H130V131H128ZM143 132V131H142ZM172 132V131H171ZM190 132V131H189ZM209 132V131H208ZM57 133V132H56ZM63 133V132H62ZM131 133H132V131H131ZM139 133V132H138ZM165 133H167V132H165ZM71 134V133H70ZM69 134V135H70ZM134 134H136V133H133V136H134ZM144 134H145V132H144ZM55 135V134H54ZM58 135V134H57ZM66 135H68V134H66ZM125 135H126V133H125ZM128 135V134H127ZM132 135V134H131ZM137 135V134H136ZM152 135H150L149 134V136L151 137V139H149V141L150 142H148L149 143V146H152V147H154V145H155V143H154V141H153V139H152ZM155 135H153L154 137H155ZM59 136V135H58ZM64 136V135H63ZM125 137H127V136H125ZM135 137V136H134ZM143 137V136H142ZM145 137V136H144ZM162 137H163V135L160 137V139H162ZM206 137V136H205ZM230 137V136H229ZM66 138V137H65ZM146 139H147V137H145ZM145 138H144V140H145ZM149 138V137H148ZM158 138V137H157ZM157 138H155V139H157ZM173 138V137H172ZM179 138V137H178ZM181 138V137H180ZM127 139V138H126ZM211 139V138H210ZM124 140V139H123ZM142 140H143V138H142ZM158 140H159V138H158ZM180 140H182V139H180ZM180 140L179 141H177V142H180ZM207 140V139H206ZM119 141V140H118ZM117 141V142H118ZM163 141V140H162ZM171 141H173V140H171ZM112 142H115V141H112ZM138 142V141H137ZM137 142H133V143H137ZM144 142V141H143ZM167 142V141H166ZM173 142H176V141H173ZM172 142V143H173ZM209 142V141H208ZM111 143V142H110ZM128 143V142H127ZM142 143V142H141ZM140 143V144H141ZM146 143V142H145ZM211 143V142H210ZM105 144V143H104ZM112 144V143H111ZM131 144V143H130ZM139 144V143H138ZM166 144V143H165ZM168 145H166V146H169V147H171V145L169 144V143H167ZM178 144V143H177ZM207 144V143H206ZM157 145V144H156ZM184 145V144H183ZM209 145V144H208ZM125 146V145H124ZM137 145H135V147H136ZM142 146H143V144H142ZM148 146V145H147ZM146 146V147H147ZM211 146V145H210ZM213 146V145H212ZM211 146V147H212ZM248 147H249V145H247ZM117 147H118V145H117ZM151 147V148H152ZM201 147V146H200ZM115 148V147H114ZM113 148V149H114ZM130 148V147H129ZM141 148V147H140ZM202 148V147H201ZM200 148V149H201ZM124 149H126V148H124ZM138 150H140L139 148H137ZM209 149V148H208ZM116 150V149H115ZM119 150V149H118ZM127 150V149H126ZM129 150V149H128ZM152 150V149H151ZM171 150H174L172 147H171ZM207 150V149H206ZM206 150H202V151H206ZM105 151V150H104ZM132 151V150H131ZM145 151H146V149H145ZM195 151H198V150H195ZM210 151V150H209ZM217 151V150H216ZM99 152V151H98ZM115 152V151H114ZM117 152V151H116ZM130 152V151H129ZM149 152H150V149H149ZM173 152V151H172ZM213 152V151H212ZM218 152V151H217ZM108 153V152H107ZM132 153V152H131ZM131 153H129V154H131ZM134 153V152H133ZM132 153V154H133ZM153 153V152H152ZM151 152H150V154H152ZM160 154H162L161 152H159ZM176 153V152H175ZM204 153V152H203ZM141 154V153H140ZM144 154H146V153H144ZM157 154V153H156ZM182 154V153H181ZM209 154H210V152H209ZM227 154V153H226ZM85 155V154H84ZM119 155V154H118ZM127 155V154H126ZM152 155H154V154H152ZM151 155V156H152ZM207 155V154H206ZM86 156H87V154H86ZM88 156H90V155H88ZM122 156V155H121ZM157 156V155H156ZM175 155H174V153L171 155V154H169V156L167 157V162L169 163V164H172V166L174 167L175 165V162H176V160H178V158H175V160L174 159H172L173 157H174ZM114 157V156H113ZM126 157V156H125ZM133 157H135V156H133ZM132 157V158H133ZM150 157V156H149ZM158 157H159V155H158ZM163 157H164V155H163ZM178 157H179V155H178ZM209 157V156H208ZM207 157V158H208ZM90 158V157H89ZM136 158H137V156H136ZM147 159H149L148 157H146ZM164 158H166V157H164ZM85 160H86V158H84ZM88 159V158H87ZM92 159V158H91ZM145 159V158H144ZM185 159V158H184ZM197 159V158H196ZM51 160V159H50ZM94 160V162H97V161H95V159L93 158L92 159V161ZM115 160V159H114ZM120 160V159H119ZM143 160V159H142ZM146 160V159H145ZM198 160V159H197ZM217 160V159H216ZM215 160V161H216ZM72 161V160H71ZM84 161V160H83ZM90 161V160H89ZM91 161V162H92ZM133 161V160H132ZM154 161H155V159H154ZM179 161V160H178ZM194 161V160H193ZM130 162V161H129ZM153 162V161H152ZM212 162V161H211ZM43 163L44 164H46L47 162L44 160L43 161ZM75 163V162H74ZM87 163H90V162H88L87 161ZM122 163V162H121ZM125 163H127V162H125ZM124 163V164H125ZM149 163V162H148ZM177 163V162H176ZM217 163V162H216ZM215 163V164H216ZM225 163V162H224ZM91 164H93V163H91ZM143 164H144V162H143ZM146 164V163H145ZM204 164V163H203ZM214 164V163H213ZM70 165V164H69ZM77 165V164H76ZM132 165V164H131ZM130 165V166H131ZM177 165V164H176ZM184 165V164H183ZM186 165V164H185ZM234 165V166H233ZM78 166V165H77ZM86 166V165H85ZM119 166V165H118ZM154 166V165H153ZM161 166V165H160ZM168 166V165H167ZM201 166V165H200ZM72 167V166H71ZM76 167V166H75ZM122 167V166H121ZM139 167V166H138ZM151 167V166H150ZM177 167V166H176ZM188 167V166H187ZM194 167H196V165H194ZM80 168V167H79ZM88 168V167H87ZM125 168V167H124ZM133 168V167H132ZM211 168V167H210ZM150 169V168H149ZM163 169V168H162ZM161 169V170H162ZM177 169V168H176ZM80 170V169H79ZM146 170H147V168H146ZM195 170H197V169H195ZM209 170V169H208ZM211 170V169H210ZM149 171V170H148ZM165 171H166V168H165ZM155 172V171H154ZM164 172V171H163ZM125 173V172H124ZM141 173V172H140ZM162 173V172H161ZM166 173V172H165ZM188 174V173H187ZM164 175V174H163ZM173 176V175H172ZM183 176V175H182ZM217 176V177H216ZM44 177L46 178V179H49V174L46 172L45 174H44ZM92 177V176H91ZM151 177V176H150ZM158 177V176H157ZM196 177V176H195ZM53 178H56V177H52V180H53ZM90 178V177H89ZM149 178V177H148ZM147 178V179H148ZM187 178V177H186ZM239 179H241L240 181H239ZM91 180V179H90ZM144 180V179H143ZM179 180V179H178ZM213 180V179H212ZM192 181V180H191ZM108 182V181H107ZM106 182V183H107ZM138 182V181H137ZM156 182V181H155ZM96 183V182H95ZM100 183V182H99ZM144 183H146V181L144 182ZM153 183V182H152ZM243 183V184H242ZM83 184V183H82ZM81 184V187H80V190H78V189H74V191H75V193L73 194L75 197H76V195L78 196V197H83V198H80L79 200H83L85 203H87V200L90 202V198L89 197H85V195L86 194H84V191L83 190H85V188H84V186ZM85 184V183H84ZM98 184V183H97ZM101 184V183H100ZM112 184V183H111ZM119 184V183H118ZM155 184V183H154ZM173 184V183H172ZM200 183L198 182L196 185H199ZM239 184V185H238ZM241 184H242V186H241ZM22 185V184H21ZM88 185V184H87ZM104 185H105V183H104ZM110 185V184H109ZM122 185V184H121ZM144 185V184H143ZM185 185V184H184ZM172 186V185H171ZM176 186V185H175ZM5 187V186H4ZM93 187V186H92ZM146 187H147V185H146ZM111 188V187H110ZM145 188V187H144ZM11 189V188H10ZM103 189V188H102ZM173 189V188H172ZM236 189H238V192H237V195H233L232 196V194L230 195V190H236ZM13 190V189H12ZM76 190H78V191H76ZM111 190V189H110ZM125 190V189H124ZM132 190V189H131ZM123 191V190H122ZM126 191V190H125ZM142 191V190H141ZM16 192V191H15ZM18 192V191H17ZM236 192V191H235ZM13 193V192H12ZM102 193V192H101ZM132 193V192H131ZM226 193H228L229 195H227ZM97 194V193H96ZM114 194V193H113ZM179 194V193H178ZM195 194V193H194ZM29 195V194H28ZM27 195V196H28ZM81 195V196H80ZM102 195V194H101ZM117 195V194H116ZM121 196H122V194H120ZM119 195V196H120ZM118 196V197H119ZM186 196V195H185ZM2 197V199H1V201L0 202H2L3 204L4 203H7V201L6 200H8V196H7V198H4L5 196L4 195H2L1 196ZM0 197V198H1ZM29 197V196H28ZM77 197V198H78ZM236 197H239L238 199L236 198ZM101 198H102V196H101ZM111 198H113L112 196H111ZM179 198V197H178ZM196 198V197H195ZM194 198V199H195ZM231 198V199H230ZM235 198V199H234ZM74 198L72 197L71 199H68L66 196H64V192L62 193V192H60V193H57V194H55L54 195V197L53 198H51L49 201H50V203L48 204V205H50V206H48V208L46 207V209H47V211H49V209H50V212L51 213H49L50 215H52V219H51V221H52V223H50V224H52V226H49L48 228H50V229H54V226H59V228H60V231H62V232H65V236H67V242L65 241L64 243V246H62L63 247V249L65 248L66 250L67 249H69V253H72L73 252V246H75V247H83L84 246V244H82L80 241H82L81 239H82V237L80 236L83 232L80 230V228H78V229H75L74 228V226H73V223H74V221H73V219H77V216L76 215H78V214H80V210L81 211H83L84 209H82L81 207H82V205L81 204H85L84 202L83 203H79L78 201L76 202L75 201V199L73 200ZM107 199V198H106ZM196 199H198V198H196ZM238 200V202L237 201H235V200ZM111 200H113V199H111ZM123 200V199H122ZM168 200V199H167ZM199 200V199H198ZM200 200H202V199H200ZM29 201V200H28ZM43 201V200H42ZM100 201V200H99ZM114 201H115V199H114ZM148 201V200H147ZM187 201H188V199L185 197L182 201H180V199L178 200L177 199V203H178V205H174V203H172L173 205H174V207H180L179 209H180V215H178V216H180V218L182 219V221H188V223H186V226H187V229H190L191 228V225H192V219L193 220H195V222L194 223H197L198 222V217L200 216V217H202L203 216V212H201V207H200V205L199 204H197L196 202L191 206V208H189V209H187ZM33 202V201H32ZM88 202V203H89ZM92 203H93V201H91ZM111 202V201H110ZM168 202H169V200H168ZM20 203H22V202H20ZM75 203H77V204H75ZM79 203V204H78ZM123 203V202H122ZM149 203H151V201L149 202ZM27 204V203H26ZM35 204V203H34ZM23 205V204H22ZM44 205V204H43ZM87 205V204H86ZM94 205V204H93ZM2 206V205H1ZM36 206V205H35ZM34 206V207H35ZM42 206V205H41ZM85 206V205H84ZM113 206V205H112ZM125 207H127L126 205H124ZM25 207V206H24ZM88 207V206H87ZM231 207H232V209H231ZM14 208V207H13ZM88 208H90V206L88 207ZM92 209V208H91ZM107 209V208H106ZM13 210V209H12ZM40 211V210H39ZM44 211V210H43ZM42 211V212H43ZM87 210L85 209L84 210V212H86ZM90 211V210H89ZM88 211V212H89ZM94 211H95V209H94ZM94 211H92V212H94ZM107 211V210H106ZM179 211V210H178ZM57 214H56V213ZM123 212V211H122ZM210 212V211H209ZM34 213V212H33ZM41 213V212H40ZM44 213V212H43ZM46 213V212H45ZM81 213H83V212H81ZM239 213V214H240ZM20 214H22V213H20ZM27 214V213H26ZM31 214H32V212H31ZM56 214V215H55ZM95 214V213H94ZM24 215V214H23ZM49 215V216H50ZM88 215H89V213H88ZM233 215V216H234ZM241 215V214H240ZM47 216V215H46ZM49 216H47V217H49ZM76 216V217H75ZM83 216V215H82ZM84 216H85V214H84ZM147 216V215H146ZM211 216V215H210ZM30 217V216H29ZM46 217V218H47ZM78 217H80L79 215H78ZM86 217V216H85ZM95 217V216H94ZM122 217V216H121ZM150 217V216H149ZM173 217V216H172ZM231 217V218H230ZM89 218V216L87 217V219ZM118 218H119V216H118ZM123 218V217H122ZM147 218V217H146ZM158 218V217H157ZM25 219V218H24ZM50 219V218H49ZM49 219H48V221H49ZM72 219V220H71ZM83 219H84V217H83ZM82 219V220H83ZM90 219V218H89ZM170 219V218H169ZM38 220V219H37ZM46 220V219H45ZM98 220H99V218H98ZM107 220V219H106ZM109 220V219H108ZM135 220H136V218H135ZM134 220V221H135ZM173 220V219H172ZM216 220V219H215ZM47 221V220H46ZM45 221V222H46ZM64 221H66V223H64ZM81 221V220H80ZM84 221H85V219H84ZM138 221V220H137ZM2 222V221H1ZM1 222H0V224H1ZM4 222V221H3ZM26 222V221H25ZM28 222V221H27ZM35 222H37V221H35ZM44 222V223H45ZM57 222H59V223H57ZM113 222H114V220H113ZM131 222H133V221H131ZM30 223V222H29ZM28 223V224H29ZM80 223V222H79ZM107 223V222H106ZM111 223V222H110ZM223 223V224H222ZM226 223V224H227ZM232 224L234 223L235 224V222L233 221V222H231ZM228 224V225H232V224ZM49 224V223H48ZM81 224H83V223H80V225ZM174 224V223H173ZM86 225H87V223H85V225H84V228L86 227ZM125 226V225H124ZM174 226V225H173ZM172 226V227H173ZM219 226H220V224H219ZM218 226V227H219ZM220 226V227H221ZM2 227V226H1ZM41 227V225L39 224V227H38V223H37V228L39 229ZM47 227V226H46ZM102 227V226H101ZM183 227H184V224H183ZM210 227V226H209ZM221 227V228H222ZM226 227H227V225H226ZM232 227V226H231ZM237 226H235V228H236ZM239 227V226H238ZM43 228V227H42ZM77 228V227H76ZM109 228V227H108ZM118 228V227H117ZM137 228V227H136ZM185 228V227H184ZM208 227H206V229H207ZM214 228V227H213ZM229 228H230V226H229ZM235 228H233V229H235ZM88 229H90V226L88 227ZM205 229V230H206ZM209 229H211V228H209ZM216 229V228H215ZM227 229V228H226ZM226 229H224V231L226 230ZM237 229V228H236ZM31 230V229H30ZM42 230H44V229H42ZM41 230V231H42ZM83 231H84V229H82ZM146 230V229H145ZM152 230V229H151ZM165 230V229H164ZM228 230V229H227ZM38 231V230H37ZM36 231V232H37ZM81 232L80 234H79V232ZM109 231V230H108ZM157 231V230H156ZM186 231V230H185ZM191 231H192V228H191ZM207 231V230H206ZM218 232L220 231V228H218V230H217ZM230 231L231 230H229V233H230ZM257 231V232H256ZM259 231H260V233H259ZM2 232H4L5 233V231H3V230H1L0 229V233H2ZM22 232H24V231H22ZM29 232V231H28ZM30 232H32V231H30ZM57 232V231H56ZM61 232V233H62ZM89 232V231H88ZM92 232V231H91ZM100 232V231H99ZM161 232V231H160ZM209 232V231H208ZM221 232V231H220ZM254 232H256V233H254ZM27 233V232H26ZM33 233V232H32ZM38 234L40 233V231H38L37 232ZM47 233H49V232H47ZM114 233V232H113ZM120 233V232H119ZM146 233V232H145ZM151 233V232H150ZM170 233V232H169ZM178 233V232H177ZM194 233V232H193ZM211 233H212V230H211ZM214 233H215V231H214ZM213 233V234H214ZM29 234V233H28ZM45 234V233H44ZM122 234V233H121ZM164 234V233H163ZM163 234H161V235H163ZM165 234H167L166 232H165ZM165 234H164V236H165ZM216 234V233H215ZM257 234H260V237H259V235L257 236ZM160 235V237L159 238H161L162 236ZM168 235V234H167ZM41 236V235H40ZM50 236V235H49ZM52 236V235H51ZM61 236H62V234H61ZM85 236V235H84ZM112 236V235H111ZM120 236V235H119ZM130 236V235H129ZM193 236V235H192ZM8 237L10 238V235L8 234ZM38 237V236H37ZM54 237V236H53ZM124 237V236H123ZM128 237V236H127ZM166 237V236H165ZM190 237V236H189ZM213 237V236H212ZM17 238H19V235H18V237ZM27 238V237H26ZM30 238H31V236H30ZM33 238V237H32ZM32 238H31V240H32ZM41 238H42V236H41ZM49 238V237H48ZM55 238H56V236H55ZM139 238V237H138ZM150 238V237H149ZM162 238H164V237H162ZM171 238V237H170ZM39 239V238H38ZM53 240H54V238H52ZM52 239H50L49 238V240L47 241V240H45V242L47 241L48 243L46 244V246L48 247V248H55V243H53L52 242ZM57 239V238H56ZM63 239V238H62ZM10 240H13V239H10ZM25 240V239H24ZM41 239H39V241H40ZM42 240H43V238H42ZM85 240V239H84ZM130 240V239H129ZM241 240V241H240ZM33 241V240H32ZM38 241V242H39ZM64 241V240H63ZM86 241V240H85ZM162 241V240H161ZM172 241V240H171ZM35 242V241H34ZM41 242V241H40ZM43 242V241H42ZM133 242V241H132ZM151 242V241H150ZM165 242V241H164ZM178 242H180L179 240H178ZM214 242V241H213ZM19 243V242H18ZM66 243H72L73 245H72V247H70V246H68V244H67V246H65L66 245ZM87 243H88V241H87ZM95 243H97V241L95 242ZM129 243V242H128ZM171 243V242H170ZM176 243V242H175ZM182 243V242H181ZM222 243H224V244H222ZM7 245H8V243H6ZM57 244H58V242H57ZM111 244H112V242H111ZM138 244V243H137ZM239 244H237V245H239ZM27 245V244H26ZM40 245V244H39ZM60 245H61V243H60ZM93 245V244H92ZM138 245H140V244H138ZM187 245H189L188 243L185 245V246H187ZM19 246V248H20V244L18 245ZM59 246V245H58ZM91 246V245H90ZM94 246V245H93ZM184 245H183V247H185ZM240 246H238V247H240ZM9 247V246H8ZM15 247H17V246H15ZM38 247H40V246H38ZM92 247V246H91ZM181 247V246H180ZM246 247H248V248H246ZM5 248V247H4ZM44 248H46L45 246H44ZM59 248V247H58ZM86 249H87V247H85ZM112 248V247H111ZM230 248V247H229ZM77 249V248H76ZM75 249V250H76ZM189 249V248H188ZM188 249H186V250H188ZM231 249V248H230ZM17 250H18V248H17ZM54 250V249H53ZM56 250V249H55ZM60 250V249H59ZM83 250H85L84 248H83ZM93 250V249H92ZM95 250V249H94ZM93 250V251H94ZM115 250V249H114ZM161 250V249H160ZM234 250V249H233ZM232 250V251H233ZM238 250V249H237ZM0 251H3V253L6 251V249H5V251H4V249H1ZM30 251V250H29ZM87 251V250H86ZM108 251V250H107ZM164 251V250H163ZM185 251V250H184ZM189 251V250H188ZM241 251V250H240ZM246 251V250H245ZM6 252H8V251H6ZM11 252V251H10ZM9 252V253H10ZM14 252H16V251H14ZM36 252H39V250L38 251H36ZM53 252V251H52ZM60 252H62V250L60 251ZM76 252V251H75ZM78 252V251H77ZM54 253H56V252H54ZM63 253V252H62ZM84 254H85V251L83 252ZM89 253V252H88ZM231 253V252H230ZM18 255V253H11V255L14 257V256H17ZM21 255L23 254V253H20ZM31 254V255H30ZM57 254H58V252H57ZM73 254V253H72ZM76 254V253H75ZM242 255H244L243 253H241ZM28 255H30L29 257H27V259L26 260H24L25 261V263L27 264V262H30V264H31V260L29 261L28 259L29 258H31L32 256H33V258H34V256H35V252H34V250H33V252L32 253H28L27 254V256ZM45 255H47V254H45ZM56 255V254H55ZM118 255V254H117ZM37 256H38V260L40 261V264H46V262L37 254ZM36 256V257H37ZM67 256V255H66ZM69 256V255H68ZM74 256V255H73ZM249 256V255H248ZM1 257V256H0ZM70 257L71 256H69V258H67V259H70ZM156 257V256H155ZM214 257H215V259H214ZM243 257V256H242ZM2 258V257H1ZM0 258V259H1ZM5 258H6V256H5ZM4 258V259H5ZM246 258V256L244 257V259ZM14 259V258H13ZM16 259H18V257L16 258ZM66 259V258H65ZM215 261H214V260ZM260 259H262L261 261H260ZM7 260V259H6ZM5 260V261H6ZM57 260V259H56ZM92 260V259H91ZM91 260H89V261H91ZM146 260V259H145ZM247 261H248V259H246ZM245 260V261H246ZM2 261V260H1ZM12 261V260H11ZM36 261V260H35ZM38 261V262H39ZM49 261V260H48ZM73 261V260H72ZM71 261V262H72ZM80 261V260H79ZM88 261V260H87ZM13 262V261H12ZM16 262H17V260H16ZM54 262V263H53ZM33 264H36L37 262H32ZM59 262H58V260H57V263L56 264H58ZM157 263V262H156ZM169 263V262H168ZM185 263V262H184ZM244 263H246V262H244ZM3 264H5V263H3ZM15 264V263H14ZM22 264V263H21ZM48 264H55V258L53 259V261L50 263H48ZM70 264V263H69ZM80 264V263H79ZM90 264H92V263H90ZM227 264V263H226ZM248 264V263H247Z\"/></svg>",
  "mask_w": 264,
  "mask_h": 264
}]
</instances>
